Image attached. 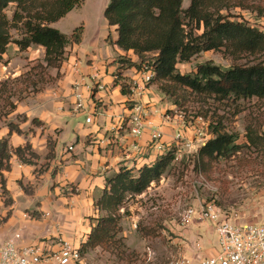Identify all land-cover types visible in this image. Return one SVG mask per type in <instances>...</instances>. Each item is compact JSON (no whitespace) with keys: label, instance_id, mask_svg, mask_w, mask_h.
Listing matches in <instances>:
<instances>
[{"label":"rangeland","instance_id":"obj_1","mask_svg":"<svg viewBox=\"0 0 264 264\" xmlns=\"http://www.w3.org/2000/svg\"><path fill=\"white\" fill-rule=\"evenodd\" d=\"M237 2L241 7L233 6L229 11L223 10L221 13L230 16L235 22H245L264 32V0ZM110 3L111 0H85L80 7L63 18L58 28L70 35L69 37L81 27L84 32L87 27L89 37L97 31L102 33L107 23L104 14ZM190 4V0H183V10H187ZM209 7L213 12L210 4ZM16 10L17 6L12 4L5 11L11 23ZM186 23L188 24V21ZM196 28L188 24L187 31L191 29L193 33L201 35L203 25L200 30ZM24 32L22 24L16 28L12 27V41H21ZM109 42H112V38ZM28 50L21 51L18 45L10 44L8 52L0 61V126H16V122L26 123L28 119L25 116H11L16 110L15 103L25 101L31 94L57 87L64 78L61 69L68 60L69 51L66 50L63 64L57 68H49L45 59L44 64L37 61L28 62L25 55ZM231 53L232 50L228 51L226 48L205 52L194 57L189 63L178 64L177 70L186 76L196 73L199 66L208 63L229 71L236 65L264 61V55L235 56ZM19 69H24L27 73L22 77H9ZM151 86L155 88V94L162 98L160 104L163 109L171 108L165 109L166 114L171 118L182 116L187 122V128L192 132L198 127L197 118L202 117L208 125L207 135L212 136L210 140L214 137V128H220L234 136L238 145L247 144L249 133L264 139V99L220 101L215 97L197 96L180 88L176 89V95L172 93L174 89L167 94V87H175L169 81H155ZM130 104L132 103L128 105ZM171 150L175 160L159 183L153 184L140 196L126 199L118 212L112 216L99 212L96 220L109 218L113 222L106 227L112 229L113 238L107 241L108 246L104 247L86 249L81 245L78 251L84 250V254L78 262L83 260L86 264H200L203 260L215 256V249L220 251L215 226L200 218L202 209L210 202H214L221 214L233 223H258L264 220V151L258 152L255 148L244 149L235 157L221 159L209 167L207 163L199 162V155L195 153L189 154L176 147H171ZM25 156L31 159L28 151ZM36 160L41 159L32 160L33 164L39 165ZM47 160L52 159L46 158L45 161ZM44 162L38 169L40 173L45 172V168L49 166L48 162ZM25 192L31 196L33 188L28 186ZM3 197L6 199L5 205L11 202L7 190L6 193L3 192ZM190 209L196 210V217L189 225H183V216ZM5 220H0V225ZM94 226H98L97 221Z\"/></svg>","mask_w":264,"mask_h":264},{"label":"crops","instance_id":"obj_2","mask_svg":"<svg viewBox=\"0 0 264 264\" xmlns=\"http://www.w3.org/2000/svg\"><path fill=\"white\" fill-rule=\"evenodd\" d=\"M63 20L52 26L61 33L58 26ZM88 33L86 27L82 43L67 49L68 60L61 69L64 78L57 87L15 103L11 116L28 119L15 124L24 134H11L8 125L0 126V143L8 140L10 149L30 144L41 159L36 160L39 165H27L14 155L11 170L0 171V220L6 219L0 225V248L20 235L19 247L39 248L42 257L59 252L66 244L79 250L94 226L91 219L98 218L95 202L106 189L107 180L122 168L138 171L152 166L161 156L150 147L151 129L162 126L166 146L173 144L179 125L176 117L166 123L167 107L163 109L155 88L148 87L141 99L130 95L129 84L138 78L137 70L128 69L121 60L139 63V59L134 52L119 48L116 28L107 22L102 33L97 31L92 37ZM25 55L28 62L44 64L46 52L43 47H33ZM24 73L27 71L19 69L9 77H22ZM77 95L81 96V109L77 108ZM136 101L143 103L151 125L140 141L141 151L133 149L128 128ZM89 117L91 123H87ZM34 120L41 125L33 124ZM186 129L192 137V130ZM49 138L55 143V158L47 160L49 166L40 173L38 169L49 155ZM2 179L11 200L9 207L4 203ZM28 186L33 188L31 196L25 192ZM217 252L215 249L213 255ZM73 264L86 263L81 260Z\"/></svg>","mask_w":264,"mask_h":264},{"label":"trees","instance_id":"obj_3","mask_svg":"<svg viewBox=\"0 0 264 264\" xmlns=\"http://www.w3.org/2000/svg\"><path fill=\"white\" fill-rule=\"evenodd\" d=\"M85 0H0V61L8 52L10 44H16L21 51L30 47H43L46 50L45 62L49 68L63 64L66 50L80 45L84 28H78L71 37L64 35L52 25L61 21ZM187 10H183V0H111L104 17L111 28L119 34L117 45L125 52H134L139 63L121 60L128 69L141 70L149 65L156 72L155 81L171 82L175 87H167L168 92L176 95V89L189 90L195 95L215 97L220 101L264 99V61L256 64L236 65L232 70L224 71L208 63L199 66L191 75H181L178 64L189 63L194 57L211 51L226 48L235 56L264 55V32L245 22H235L230 16H224L223 10L241 7L237 0H190ZM234 2L235 4H231ZM17 6L12 23L5 11L12 5ZM209 4L214 11L211 12ZM261 13V12H260ZM203 33L197 35L187 31L188 24ZM24 26L21 41H12L10 29ZM111 41V37H109ZM126 88V87H124ZM178 103V102H177ZM33 124L41 125L37 120ZM11 134L24 133L19 126L9 125ZM213 139L199 152V162L211 167L221 159H231L242 150L264 151V139L249 133L247 144L238 145L237 139L220 128H214ZM49 155L55 158V143L48 139ZM29 152L31 159L25 156ZM17 156L21 162L34 165L32 160L38 156L32 152L31 145L25 148L10 149L8 140L0 143V171H10V161ZM175 160L173 152L160 157L154 165L144 166L140 170L122 168L107 180V187L95 202L100 213L114 215L129 197L147 192L153 184L159 183ZM209 171V170H208ZM3 177L0 174V178ZM6 193L5 182L2 179ZM11 203V202H10ZM7 202L6 205H10ZM10 217V213L8 215ZM93 226L86 249L108 246L112 229L106 228L108 220L92 219ZM115 234V233H114ZM81 256L84 250H80Z\"/></svg>","mask_w":264,"mask_h":264},{"label":"built area","instance_id":"obj_4","mask_svg":"<svg viewBox=\"0 0 264 264\" xmlns=\"http://www.w3.org/2000/svg\"><path fill=\"white\" fill-rule=\"evenodd\" d=\"M137 76L138 78L133 79L129 84L130 95L141 99L151 86L156 72L151 66L145 65L141 70H137ZM77 98L79 101L77 108L81 109V96L77 95ZM131 111L128 119L129 133L134 140L133 149L141 151L140 141L150 130L151 125L147 120L142 102L136 101ZM165 117L166 123L172 119L168 114ZM176 121L179 128L173 138V144L166 146L165 136L160 126L151 129L150 147L158 151L161 156L170 153L171 147L199 155L200 150L210 141L207 135V122L202 117L197 118L198 127L193 130L194 135L190 137L184 118L176 116ZM91 122L92 117H89L87 123ZM69 151H73V148L69 147ZM196 214V210H188L183 216V225H189ZM223 216L214 202L206 204L200 213L202 220L215 226L220 246V251L215 256L203 260L200 264H264V220L258 223L239 224ZM20 240L21 236L16 235L14 241L0 248V264H73L81 258L79 251L68 244L51 256L42 257L39 248H20L18 245ZM185 264L190 263L185 262Z\"/></svg>","mask_w":264,"mask_h":264}]
</instances>
